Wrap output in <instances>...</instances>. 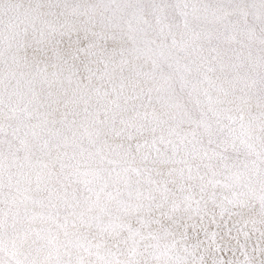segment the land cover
I'll use <instances>...</instances> for the list:
<instances>
[{"label": "snow or ice", "instance_id": "6c2138e0", "mask_svg": "<svg viewBox=\"0 0 264 264\" xmlns=\"http://www.w3.org/2000/svg\"><path fill=\"white\" fill-rule=\"evenodd\" d=\"M0 264H264V0H0Z\"/></svg>", "mask_w": 264, "mask_h": 264}]
</instances>
